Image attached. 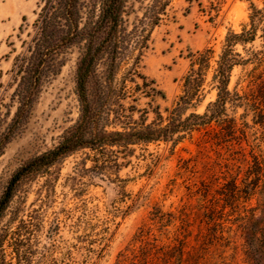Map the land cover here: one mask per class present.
Segmentation results:
<instances>
[{"label": "rangeland", "instance_id": "1", "mask_svg": "<svg viewBox=\"0 0 264 264\" xmlns=\"http://www.w3.org/2000/svg\"><path fill=\"white\" fill-rule=\"evenodd\" d=\"M41 4L0 0V125L15 115L13 67L35 33ZM253 4L262 8L264 0H172L140 63L147 80L138 78L140 86L125 102L132 121L150 123L158 108L166 116L182 92L191 55L212 48L205 99L197 107L203 112L216 98L210 80L225 37L250 28ZM135 16L132 11L129 20ZM238 49L250 60L234 67L229 87L250 105H228L236 129L229 116L195 129L176 145L141 142L106 152L83 148L25 177L0 220V233H9L2 243L9 264H162L176 257L180 239L186 241L185 264H251L243 252L242 226L251 216L257 238H263L264 226L262 31ZM79 55L78 48L61 52L63 65L47 73L31 109L15 126L0 156V197L20 167L55 147L78 119ZM235 180L241 189L249 185V199L241 190L224 208ZM213 207L225 240L215 237L206 216ZM253 264H264V256Z\"/></svg>", "mask_w": 264, "mask_h": 264}, {"label": "trees", "instance_id": "2", "mask_svg": "<svg viewBox=\"0 0 264 264\" xmlns=\"http://www.w3.org/2000/svg\"><path fill=\"white\" fill-rule=\"evenodd\" d=\"M41 1L35 33L14 63L12 80L16 82V89L12 95L17 109L11 123L0 125V156L11 140L15 126L31 109L44 77L48 72L57 73L63 65L59 55L71 48H78L80 52L76 69L79 116L55 147L36 155L14 173L0 197V220L22 179L42 172L74 151L91 148L106 152L114 146L128 149L132 144L154 141L176 145L195 129L212 121L227 120L231 116L228 105L235 109L249 107L247 97L237 89H230L229 85L234 67L250 60L238 49V45L254 41L258 31H262L264 38V7L253 4L250 28L226 35L210 80L216 89V98L208 102L203 112H198L197 107L205 99V84L214 54L212 48L191 55L182 92L173 106L167 109L166 116L158 108L155 119L146 123L132 121L125 102L140 86L137 79L147 80L140 72V63L149 47L152 29L167 14L172 0H136L138 10L133 0ZM131 10L136 13L133 21L129 20ZM122 69V76L118 77ZM152 83L155 81L152 80ZM155 92L163 94L161 90ZM2 104L0 101V107ZM228 121L231 129H236L235 115ZM233 185L231 194L223 198L224 208L229 204L227 200L241 190L245 192L246 200L249 199L248 184L241 189L235 180ZM215 211L217 207L205 213L208 221L213 223L211 229L215 237L225 240L228 237L224 235V225L214 217ZM250 218L246 216V223L242 226L245 238L243 252L245 260L253 264L256 260L260 262L264 256V226L261 230L263 238L255 237ZM8 235V232L0 233V264H9L2 248ZM185 245L186 241L180 239L176 257H167L162 264H185ZM17 254L20 259L18 250ZM127 258L128 255L125 262ZM133 263L137 264L138 260Z\"/></svg>", "mask_w": 264, "mask_h": 264}]
</instances>
